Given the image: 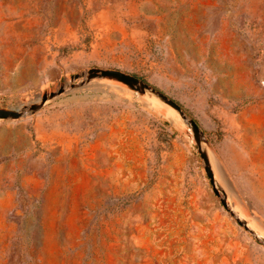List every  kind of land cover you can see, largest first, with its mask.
Here are the masks:
<instances>
[{
    "label": "rangeland",
    "instance_id": "1",
    "mask_svg": "<svg viewBox=\"0 0 264 264\" xmlns=\"http://www.w3.org/2000/svg\"><path fill=\"white\" fill-rule=\"evenodd\" d=\"M92 67L163 92L205 140H264V0H0V107L74 84L0 119V264H264L187 122L116 80L71 81Z\"/></svg>",
    "mask_w": 264,
    "mask_h": 264
},
{
    "label": "crops",
    "instance_id": "2",
    "mask_svg": "<svg viewBox=\"0 0 264 264\" xmlns=\"http://www.w3.org/2000/svg\"><path fill=\"white\" fill-rule=\"evenodd\" d=\"M201 130L212 134V128ZM258 138L206 140L205 144L215 181L225 188L227 200L257 218L264 217V140Z\"/></svg>",
    "mask_w": 264,
    "mask_h": 264
},
{
    "label": "water",
    "instance_id": "3",
    "mask_svg": "<svg viewBox=\"0 0 264 264\" xmlns=\"http://www.w3.org/2000/svg\"><path fill=\"white\" fill-rule=\"evenodd\" d=\"M94 78L113 79V80H116L118 82L125 84L130 89H133L140 93L149 92L153 94L154 96H156L160 101H162L163 103L173 108L179 114V116L183 120H185L187 124L190 126L192 134H193V139L197 146L198 153L200 155V158L202 159L203 169L205 171L206 176L209 178V181L211 182L213 192L217 196H220V194L222 195L220 197L221 204L228 211H230V213L235 217V220L238 224L242 225L244 229L247 230L249 233H251L253 236H255L257 240L264 242V239L259 237L253 229L248 227V223L246 222L244 218L234 214V212L231 211V208L228 206L225 191L215 181L210 159H209L206 147L204 146L207 143V141L204 138L203 131L200 129V127L197 125V123L193 119L189 118L185 114L184 110L181 108V106L176 101L168 97L163 92L157 90L156 88L142 81L141 79L129 73L118 70V69L92 67V68L87 69L84 72L72 75L71 81L77 80V81H80V83H86ZM68 86L73 87L74 84L70 83V84H67L66 86L61 85L60 88H58V90L45 92L39 95L38 98H36L35 100L30 101L29 103H19L14 107H9V108L0 107V119L16 120L27 114L35 113L47 101L59 95L64 90V88Z\"/></svg>",
    "mask_w": 264,
    "mask_h": 264
},
{
    "label": "bare ground",
    "instance_id": "4",
    "mask_svg": "<svg viewBox=\"0 0 264 264\" xmlns=\"http://www.w3.org/2000/svg\"><path fill=\"white\" fill-rule=\"evenodd\" d=\"M97 80H98V79H97ZM105 80H107V79H104V81H105ZM98 81H99V80H98ZM98 83H99V85H100L101 82H98ZM101 84H102V83H101ZM109 85H111V84H109ZM112 85H113V84H112ZM112 85H111V86H112ZM114 86H116V85H114ZM150 101H151V104H152V105H156V104L158 103L157 100L154 99V98H152ZM164 105H165V104H164ZM164 108H165V107H164ZM158 111H159V110H158ZM175 113H176V112H174L173 109H167V114H168V115H171V116H173L174 118H177V117H176L177 115H176ZM229 194H230V193H229ZM255 223H256V222H255ZM258 223H259V222H258ZM259 224H260V223H259Z\"/></svg>",
    "mask_w": 264,
    "mask_h": 264
},
{
    "label": "trees",
    "instance_id": "5",
    "mask_svg": "<svg viewBox=\"0 0 264 264\" xmlns=\"http://www.w3.org/2000/svg\"><path fill=\"white\" fill-rule=\"evenodd\" d=\"M196 122V121H195ZM197 123V122H196ZM197 125H198V123H197ZM199 126V125H198ZM201 129V128H200ZM203 131V130H202ZM203 133H205L204 131H203Z\"/></svg>",
    "mask_w": 264,
    "mask_h": 264
}]
</instances>
